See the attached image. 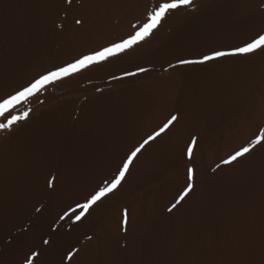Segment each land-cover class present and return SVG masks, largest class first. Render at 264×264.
<instances>
[{
  "label": "bare ground",
  "instance_id": "6f19581e",
  "mask_svg": "<svg viewBox=\"0 0 264 264\" xmlns=\"http://www.w3.org/2000/svg\"><path fill=\"white\" fill-rule=\"evenodd\" d=\"M164 2L0 0V102L134 35ZM259 35L264 0H194L130 53L53 81L0 118L28 113L0 132V264H264V143L224 163L264 136V50L179 63ZM173 116L121 187L77 221ZM67 233L77 238L63 262L49 253Z\"/></svg>",
  "mask_w": 264,
  "mask_h": 264
},
{
  "label": "snow or ice",
  "instance_id": "6c2138e0",
  "mask_svg": "<svg viewBox=\"0 0 264 264\" xmlns=\"http://www.w3.org/2000/svg\"><path fill=\"white\" fill-rule=\"evenodd\" d=\"M69 3L72 0H68ZM194 5V0H171V2H164L158 5L155 11L151 12L148 15L147 22H145L139 29L134 33V35L123 40L120 43H116L110 47L104 48L101 51H98L94 54L85 55L83 58L78 59L76 62L62 67L59 70L52 71L47 75L42 76L40 79L36 80L31 84L30 87L24 88L22 91H19L17 94L12 95L10 98L0 103V118H5L6 114H9L17 105L22 101H27L30 97H33L39 93L46 85L51 84L53 81H58L66 77H70L73 74L79 73L85 69H88L94 65H100L112 58L120 57L123 54L130 53L137 45H141L147 38L153 35L154 30H156L161 22L166 18V15L172 11L180 9L181 7L187 8ZM77 24L82 23V21L77 20ZM264 50V35H259L258 38L253 39L250 43H247L246 46L238 48L234 51H216L212 54L205 55L202 59L199 60H182L179 63L183 66L190 65H203L210 62L220 60L225 57L237 56V55H251L256 54L259 51ZM145 69H139L138 72H129L127 76H134L140 73H143ZM28 113L25 112L23 116H11L10 119H7L6 122L0 123V132L5 130H10L14 125L19 121L26 119ZM177 118L175 116L171 117L168 121V124L164 126L159 132L155 135L145 140L143 144L135 148L127 159L123 162L122 167L120 168L118 174L112 179L107 187L100 188L91 198L84 204L80 205V208L83 210L80 215L76 216V220L79 221L82 219L84 214H87L94 205H97L98 202H101L104 198L109 197L110 194L115 193L119 189L122 183L125 181L126 175L129 173L130 167L133 165L134 161L137 159L138 154L144 148L150 140H155L161 133ZM193 145L196 143L195 140L192 141ZM264 143V136H261L259 139L255 140L252 143L251 147H245L241 151L236 152L228 160H225V164H233L237 162L240 158L244 157L246 154L250 153L252 149ZM188 156L191 157L193 154L192 147H189L187 150ZM190 178H191V170ZM51 186V181H50ZM192 191L191 185L185 190V192L178 199L177 203L184 200L185 197L189 195ZM176 207V204H173L172 208H169V211H172ZM128 223V214H124V224Z\"/></svg>",
  "mask_w": 264,
  "mask_h": 264
},
{
  "label": "rangeland",
  "instance_id": "374dc122",
  "mask_svg": "<svg viewBox=\"0 0 264 264\" xmlns=\"http://www.w3.org/2000/svg\"><path fill=\"white\" fill-rule=\"evenodd\" d=\"M197 38H200V37L199 36H197V37H191L187 41H198ZM247 41H249V40H247ZM15 94H13V95H15ZM11 96L6 97L4 100L10 98ZM4 100H2L0 103H3ZM53 181H54V179H53ZM51 183L53 184L52 181H51ZM76 235L77 234H69V233H67V235H65V236L62 237L63 239L60 238L59 240H57L56 243L52 246L53 248L50 250L49 255H57L64 262V259H66L67 254H68L67 253L68 252V248L67 247L70 245V243L73 240H75V238H77Z\"/></svg>",
  "mask_w": 264,
  "mask_h": 264
}]
</instances>
